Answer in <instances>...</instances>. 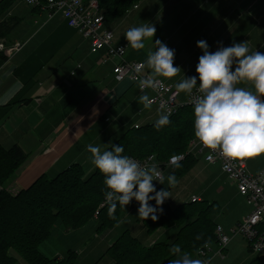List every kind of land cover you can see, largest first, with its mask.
<instances>
[{"label":"crops","instance_id":"1","mask_svg":"<svg viewBox=\"0 0 264 264\" xmlns=\"http://www.w3.org/2000/svg\"><path fill=\"white\" fill-rule=\"evenodd\" d=\"M3 1L0 0V3ZM182 1L188 7L186 14L171 15V20L166 19L159 28H156L165 33L164 41L171 43L174 37L176 45L174 50L175 52L180 50L179 55L175 56L174 66H179L182 71L171 79L156 77L174 86L184 76H193L192 70L196 69L199 53H202L197 47V41L205 38L209 30L203 32L202 28L205 26L203 23L206 19L200 12L207 11L210 5L216 3L221 4V8L226 2L232 3L231 0H180ZM260 1L263 0H252L250 4L255 5ZM141 8L139 6L135 12H131L132 17L134 13L139 14ZM194 10L197 12L194 13ZM224 13L225 9L222 8L220 14ZM137 17L138 15L128 18L127 30ZM250 17L251 20L246 16L243 37L250 35L255 42L252 46L263 51L264 15L262 18L261 15ZM206 18L209 19L208 14ZM9 19L15 21L16 25L9 35L0 36V44L10 47L15 43H22L23 47L11 58L0 50V54L5 56V60L0 59V144L6 149L19 146L28 156L27 162L6 186L7 191L13 196L30 189L42 176L54 178L75 164H80L88 176L93 174L97 169L91 163V153L87 151L89 144L100 146L102 151L108 150L128 129L156 122L163 114L156 107L145 109L143 104L139 103L142 94H147L148 97L151 94L142 93L130 81L118 83L113 72L118 60L105 61L103 51L93 54L90 40L77 29L70 27L61 15L50 19L47 11L32 8L22 0H16L7 13L0 15V24ZM123 19L125 18L121 21ZM121 21H115L118 23L115 25V22H111V25L106 22L105 27L115 33L113 27L120 25ZM171 21L173 22L170 23ZM174 25H178L175 35L170 29ZM184 27H188L185 42L189 41L190 46L183 50V43L181 44L179 38L182 35L179 34ZM237 32L235 29L234 33ZM116 39L118 37L115 34V45L128 46V42ZM155 40L157 39L146 40L145 48L142 50L130 51L128 47L127 60L141 61L146 66L148 53L156 50ZM225 42H230L229 35L226 36ZM188 50L192 54L190 59L185 58L183 54ZM146 71L151 73L147 67ZM244 85L246 84L242 83L238 86ZM188 96L181 92L180 99L185 100ZM108 97L110 98L107 99ZM107 118L110 119L109 122ZM193 160L184 161L179 167L165 168L164 184L153 182L156 190L165 188L170 174H174L180 188L184 184L187 191L194 183L208 187L198 193H192L183 200L181 199L183 194L180 196L179 191H171L170 201L166 200L164 203L175 209L183 204L192 203V198L197 197L201 202L208 201L219 205L220 211L215 215L218 226L222 224L218 223L217 218L225 210L233 211L238 226L241 220L251 213L252 208L247 199L240 195L237 184L229 180L221 165L208 164L199 156ZM248 169L254 175L262 172L264 154L248 158ZM236 195L242 201L234 204L237 200V197H234ZM150 204L155 206V201H150ZM138 208L139 204L131 211L125 208L127 211L125 214L131 218L135 216ZM225 217L223 214V218ZM137 219L140 225L135 238L145 247L172 241L178 232L176 227L161 228L153 235H149L143 219L138 217V214ZM97 225L96 220L80 230L59 226L40 250L48 259L58 260V264H65V258H68L69 251H72L77 262L87 252L94 250L93 244L100 239ZM109 230L103 232L112 231ZM93 231L98 234H95L94 238ZM111 237L112 234L103 240L109 244L107 252L119 239L113 241ZM211 246L215 253L219 250L218 244ZM226 252L227 250L224 253ZM14 255L17 257L16 264H28L18 255ZM101 258L100 261L103 259ZM113 264H116L115 261Z\"/></svg>","mask_w":264,"mask_h":264},{"label":"trees","instance_id":"2","mask_svg":"<svg viewBox=\"0 0 264 264\" xmlns=\"http://www.w3.org/2000/svg\"><path fill=\"white\" fill-rule=\"evenodd\" d=\"M15 1L1 2L0 15L7 13ZM83 1H96L105 21L114 23L129 15L142 0ZM15 25L16 22L10 19L2 22L0 36L9 35ZM0 59L5 60V56L0 54ZM169 119L171 122L159 130L154 127L155 122L128 129L113 145H122L123 155L132 158L145 159L155 155L160 162H167L172 156L186 153L196 139L194 106L181 108ZM193 159L194 156L189 155L186 161ZM27 160L28 156L19 146L6 149L0 144V264H16L14 254L28 264H58L57 260L48 259L40 248L59 226L80 230L97 220L98 232L113 229L116 217L124 208L117 204L114 218L109 216L108 206L100 209L107 188L105 177L98 169L88 176L80 164H75L54 178L42 176L30 189L17 196L9 194L7 184ZM135 205L136 201H133L130 206L135 208ZM161 207L163 212L158 213L156 221L143 220L147 234L176 227V237L147 248L125 232L108 251L116 264H169L170 260L178 258L171 252L173 245L194 259L200 249L218 244L215 221V215L220 211L218 204L208 201L186 203L174 209L163 203ZM74 255L69 251L68 258H65L67 264H74ZM249 264H264V258L255 257Z\"/></svg>","mask_w":264,"mask_h":264},{"label":"clouds","instance_id":"3","mask_svg":"<svg viewBox=\"0 0 264 264\" xmlns=\"http://www.w3.org/2000/svg\"><path fill=\"white\" fill-rule=\"evenodd\" d=\"M156 31L154 25L143 23L127 30L124 36L128 47L142 50L145 41L152 40ZM154 44L156 50L149 52L146 59L152 75L140 80L141 90L152 87L155 77L171 79L182 71L174 66V49L159 39ZM197 47L203 53L196 65L197 75L184 76L175 85L177 93L193 96L195 137L204 148L226 158L244 159L264 154V52L250 50L247 41L220 46L214 52L209 51L205 40L197 41ZM242 83H250L252 90L239 87ZM194 90L198 95H194ZM139 103L150 109L153 101L142 94ZM170 122L168 114H161L154 127L159 130ZM87 151L91 153V163L105 177V202L110 217L114 218L117 204L125 209L135 200L139 203L138 217L158 219V213L163 212L161 206L171 198V193L166 189L156 190L154 181L164 184V176L156 164L143 165L123 155L122 145H112L111 150L102 151L100 146L89 144ZM178 159L170 158L174 167H179ZM167 183L169 189L176 185L174 174L168 175ZM153 200L155 206L150 204ZM171 252L178 258L169 264H207L182 253L177 245L172 246Z\"/></svg>","mask_w":264,"mask_h":264},{"label":"built area","instance_id":"4","mask_svg":"<svg viewBox=\"0 0 264 264\" xmlns=\"http://www.w3.org/2000/svg\"><path fill=\"white\" fill-rule=\"evenodd\" d=\"M22 1L32 8L47 11L50 19L61 15L70 27L77 29L85 38L90 40L93 54L103 51L105 61L117 59L118 65H115L113 70L115 80L118 83L130 81L142 93L151 94L149 97L153 101L151 106L156 107L163 114H168L169 117H172L181 108L194 106L193 96H188L187 99L181 100V93H177L175 86L160 78L155 77L156 82L152 87H145L141 90L140 80L147 79L152 74L146 71V66L142 67V65H145L143 62L127 60V45L114 44L115 33L105 27V17L96 1H91L90 3H85L83 0H47L45 3L41 0ZM138 8L139 6L136 5L133 10ZM22 47V43H15L10 47L0 44V50L8 58L18 53ZM194 95H198L195 90ZM109 121L110 119L107 118V122ZM136 128H139V126H136ZM189 155L202 157L211 165H221L229 180L237 184L240 195L247 199L252 211L241 220L237 229L233 230V235L243 236L248 241L252 254L255 257L264 258V170L254 175L248 169V158L231 159L222 156L219 152H210L203 147L197 138L191 142L186 153L175 155L179 158V165L186 161ZM208 156L212 157L211 160L208 159ZM136 160L143 165L156 164L163 176L165 168H174L170 159L167 162H160L155 155ZM198 202H201L199 198H192V203ZM107 206L104 200L100 209ZM216 238L219 246V250L216 253L211 245L200 249L199 256L204 261L220 255L226 257L224 252L231 244L232 238L225 233L222 226L217 227Z\"/></svg>","mask_w":264,"mask_h":264},{"label":"rangeland","instance_id":"5","mask_svg":"<svg viewBox=\"0 0 264 264\" xmlns=\"http://www.w3.org/2000/svg\"><path fill=\"white\" fill-rule=\"evenodd\" d=\"M231 1H232V3L227 4V2H226L225 5L222 6V8L225 9V13L223 15L220 14L222 12V8H221V4H219V3H216L214 5H210L209 9L205 12H203V11L200 12L201 15H205V19H206L205 23H203L205 26L202 28V30H203V32L206 30H209V32L207 33V36L203 39H200V40H205L207 42V44L209 45V51H212V52L216 51L220 46L227 47V46H231L233 43L246 42V41L249 45L250 50L256 51L257 48L252 46L253 44L255 45V42L253 41V39L250 38V35H248V34L244 38L243 37V31H244L245 26H246V22H245L246 16H249L250 20H251V17H250L251 15H254L253 18L261 15V18H262V16L264 15V0L260 1L259 3L255 4V5L250 4V3H252V0H231ZM137 5L142 7V8L139 11V14L138 13L133 14V17L135 15H138V17L136 18V20L134 22L131 23L130 28L140 26L143 23H150V24L154 25L156 28H159L161 23L164 22L166 19H169V20L172 19L171 15H176L178 13L185 15L187 12V9H188L187 5H184L183 1L180 2V0H173V1L171 0L170 2H168V0H142ZM133 12H135V10L132 11V13ZM191 12H192V10L189 11V13H191ZM193 12L196 13L197 10H194ZM132 13L127 15L125 17V19H123L122 21L119 20V21H121L120 25H116L115 27H113V30L115 31V34L118 37V39H116V41L122 40L123 42H127L124 34L127 31L126 24L128 22L127 21L128 18H133ZM207 14L209 15V19L206 18ZM173 21H171L170 23H172ZM109 24L111 25L110 22H109ZM115 24H118V23L115 22L114 25ZM127 27H129V26H127ZM166 29H168V28H166ZM170 29H171L172 34L175 35L176 30H178V25H174V26L170 27ZM187 29H188V27H184L179 34V35H182L181 37L179 36V38L181 40V44L183 43V45H182L183 50H184V48L190 46L189 41L185 42V40H186L185 34L187 33ZM235 29L238 30V32L236 34L234 33ZM252 32L254 33L255 30L253 29ZM227 35H229L230 42H225ZM164 36H165V33H162V31L157 30L153 39L159 38L169 48L174 49V46H176V45H174V37H173V40H171V43H168V42L164 41L165 40L164 38H166ZM149 40H151V39H149ZM129 49H130V51L133 50L130 47H129ZM190 50L185 51L183 53L185 58L190 59V57L192 55L190 53ZM257 51L264 52V50L261 51V49H259ZM179 52H180V50L175 52V56H178ZM202 54L203 53H199L200 56ZM192 71H193L192 75L196 76L197 75L196 69H194ZM242 87H246V88L252 90V85L250 83L246 84ZM113 126H115V124ZM207 187H208L207 185H202L200 183H194L192 186L189 187V191H187L185 185L183 184V186L180 188V184L177 181V183L174 187H171L169 189L168 183H167L165 185V188L163 187L162 189L170 190V192L171 191H179L180 196H181V194H183V197L181 198L183 200L186 197H189L192 193H194V192L198 193ZM8 193L11 194L10 192H8ZM234 197H237V200L234 204H237L238 202L242 201L241 198L238 197V195H236ZM167 200L170 201V198H168ZM229 201H231V200H229ZM138 204L139 203L136 202V205H138ZM136 205H135V207H136ZM126 207H128L129 211L135 209L130 205H127ZM125 212H127V211H125L123 209V211L116 217V224L114 225L111 232L101 231L98 233L100 236V239L97 240L93 244L94 250L91 251L89 249L90 251L87 252L82 258H79V260H77V262H74V264L75 263H77V264H113L114 260L112 259V257L109 254H107L108 253L107 249L109 248V244H107L106 242L104 243L103 240L110 234H112L111 238L113 239V241L120 238L125 232H129L134 237H137L136 235H138L137 230H138V225H140L139 220L137 219V214H138L137 212L138 211H136L134 213L135 216H132L131 218H128L129 215L125 214ZM223 214L226 215L225 218H223ZM223 214H220L219 217L217 218V220H218L219 224H222L221 226L224 228L226 234L230 238H232L231 244L228 246L227 252L224 253V255L226 257H223L222 255H220V256H217L213 259H207L205 262H207V264H249V262H251L255 258V256L250 251L249 243L243 236H241V235L234 236L233 235V230L237 229V226H236L237 219L235 218V214L233 213L232 210H229V211L225 210V212ZM97 217L98 216H96V219H97ZM127 230H130V231H127ZM95 234H97V233L93 231V238H94ZM140 237L142 238V236H140ZM100 242H102V243H100ZM50 247H52V246H50ZM144 247H145V245H144ZM147 248H150V247H147ZM100 258L102 259L101 261L99 260ZM197 259L204 262V260L202 258H200L199 256L197 257ZM98 260H99V262L97 263ZM65 264H67V263H65Z\"/></svg>","mask_w":264,"mask_h":264},{"label":"water","instance_id":"6","mask_svg":"<svg viewBox=\"0 0 264 264\" xmlns=\"http://www.w3.org/2000/svg\"><path fill=\"white\" fill-rule=\"evenodd\" d=\"M110 97H108L107 99H109Z\"/></svg>","mask_w":264,"mask_h":264}]
</instances>
